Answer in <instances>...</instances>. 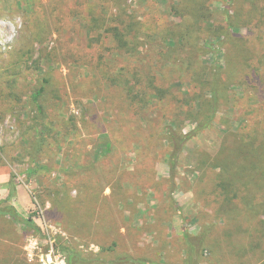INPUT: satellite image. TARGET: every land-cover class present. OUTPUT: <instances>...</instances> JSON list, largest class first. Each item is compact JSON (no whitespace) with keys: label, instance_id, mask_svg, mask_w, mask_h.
<instances>
[{"label":"rangeland","instance_id":"rangeland-1","mask_svg":"<svg viewBox=\"0 0 264 264\" xmlns=\"http://www.w3.org/2000/svg\"><path fill=\"white\" fill-rule=\"evenodd\" d=\"M245 149L264 170V0H0V204L41 230L0 217V264H264Z\"/></svg>","mask_w":264,"mask_h":264},{"label":"trees","instance_id":"trees-1","mask_svg":"<svg viewBox=\"0 0 264 264\" xmlns=\"http://www.w3.org/2000/svg\"><path fill=\"white\" fill-rule=\"evenodd\" d=\"M182 2V0H181ZM124 43H126V41L124 40L123 41ZM127 45V43H126ZM43 93V90H40L39 92H37V94L35 95V100L38 101V99L40 98L41 94ZM213 104L216 105L218 100L216 98H213L212 100ZM38 107L42 109V106L41 105H38ZM216 107L213 109V111H215ZM214 115H215V112H213V115L209 118L208 122H207V125L208 123H210L211 121H213V118H214ZM206 127V126H204ZM175 136V135H174ZM187 136V135H186ZM174 139H178V137H175ZM176 141V140H174ZM253 146V143L251 144ZM248 149V148H247ZM110 150H111V146L108 145L106 150L104 151V154H109L110 153ZM181 151L182 149L180 147L177 148V150L174 152L175 155L173 156V163L171 166V172H174L175 171V168H176V161H177V158L179 156V154H181ZM250 152L248 150L245 149V151L242 153L241 157L238 159V160H235V161H229L228 163H231V164H225V167H223L225 169V171L231 173V172H234L235 173V170L232 169L231 167L229 166H242V169L241 170H238L236 174L237 175V178H238V181L241 182V187H234L237 186L236 184L232 185L233 189L235 188L236 192L234 193V199H239L241 198L243 200V203H244V206H248V208H254V204H253V201L251 202L249 200V198L247 199H244L242 198L239 194L243 191L241 190V188H249L250 187V190H251V194H254V192H256L258 189H261V190H264V180H258L256 181L255 178H256V175H260L262 177H264V170L261 166H259V164L257 162H248L249 159H250ZM243 166H246V167H243ZM261 172V174L259 173ZM235 174V175H236ZM235 183V182H234ZM227 186L229 184H226ZM231 187V188H232ZM230 188V187H229ZM244 193V192H243ZM251 197V196H249ZM231 201V200H230ZM232 202V201H231ZM6 216H9L11 217L13 220L15 221H19L25 225H27L28 227H31L33 230L37 231V232H41L39 226L37 224H35L34 220L32 217H30L29 219L27 220H21L19 218V215H18V212L16 210V208L14 206H3L0 204V217H6ZM98 226L99 227H102L104 226L105 228H108L110 226V224H112L113 221H111V218H107V219H104L103 222L101 221H98ZM108 226V227H106ZM188 238L192 239L193 237H191L190 234H187ZM81 257L79 255H77L76 253H72L70 254L69 258H68V261H69V264H77L78 261L76 259H80ZM131 262H133L134 264H151L150 262H146L145 263V260H138V259H131L130 260Z\"/></svg>","mask_w":264,"mask_h":264},{"label":"built area","instance_id":"built-area-1","mask_svg":"<svg viewBox=\"0 0 264 264\" xmlns=\"http://www.w3.org/2000/svg\"><path fill=\"white\" fill-rule=\"evenodd\" d=\"M40 264H67L64 257L56 254L53 250L40 256Z\"/></svg>","mask_w":264,"mask_h":264}]
</instances>
